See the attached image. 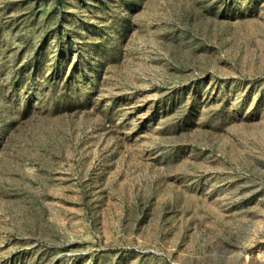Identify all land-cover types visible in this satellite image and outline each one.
<instances>
[{
  "label": "rangeland",
  "instance_id": "1",
  "mask_svg": "<svg viewBox=\"0 0 264 264\" xmlns=\"http://www.w3.org/2000/svg\"><path fill=\"white\" fill-rule=\"evenodd\" d=\"M0 264H264V0H0Z\"/></svg>",
  "mask_w": 264,
  "mask_h": 264
}]
</instances>
